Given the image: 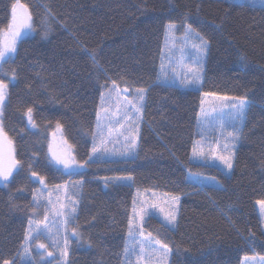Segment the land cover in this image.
Instances as JSON below:
<instances>
[{
	"label": "trees",
	"instance_id": "obj_1",
	"mask_svg": "<svg viewBox=\"0 0 264 264\" xmlns=\"http://www.w3.org/2000/svg\"><path fill=\"white\" fill-rule=\"evenodd\" d=\"M13 1L0 0V31ZM20 1L33 33L0 69L8 82L4 129L21 162L8 186H0V264H41L19 258L29 220L40 218L32 171L49 186L81 184L68 264L124 263L136 190L180 197L174 230L153 217L144 224L169 246V264H241L245 256H264L255 207L264 202V8L224 0ZM167 24L188 25L208 41L201 92L250 101L230 176L189 160L201 93L157 83ZM111 83L145 90L138 150L133 159L90 162L99 99ZM57 124L84 171L65 174L50 163L48 133ZM189 172L221 186L190 182ZM126 176L131 185L113 181Z\"/></svg>",
	"mask_w": 264,
	"mask_h": 264
},
{
	"label": "rangeland",
	"instance_id": "obj_2",
	"mask_svg": "<svg viewBox=\"0 0 264 264\" xmlns=\"http://www.w3.org/2000/svg\"><path fill=\"white\" fill-rule=\"evenodd\" d=\"M224 1L232 3V4H247L251 6H258V7L264 8V0H224ZM16 2L17 0L13 1V3H16ZM19 2L22 3L20 0ZM25 7L28 9L26 5ZM28 13L30 14L29 9H28ZM17 14L18 16L23 15V10L18 9ZM11 17H12V13L10 9L9 23L11 22ZM30 23L32 25V21H30ZM168 25L169 24H167V26ZM167 26L165 28V36H164V41H163L162 50H161V59H160V64L158 68L157 83L162 84V85L174 86L182 90H194V91H198L201 93L199 111H198L197 123H196L197 138L194 141L193 147L202 146L203 150L205 151V155L204 156H194L193 151H191L189 160L191 163H194V164L215 167L219 169L224 175L230 176L232 173L233 167L232 169L226 168L224 164L221 163L220 160L215 159L213 155L209 154V149L210 148L214 149L217 155L223 154L224 143L226 141L230 142V148L233 154L232 164H234L235 153H236V150L240 142V135H241L243 124L245 122L246 113H247L250 101L245 98L248 106L245 110V116H244L243 121L234 119L235 110L224 108L221 111V108H220L221 104H230L232 103V101H221L217 99V97H233V96L216 95V94L201 92L204 67H205L208 47H209L208 41L205 38H203L199 33L194 31L188 25H183V26L176 25V30L174 32H170L167 29ZM187 28L191 29V34H190V38L185 40L183 37H184V32ZM6 29L7 27L3 30H6ZM32 33H33L32 28H31V31H28V30L22 31L21 37L18 39V42L22 39H25L31 36ZM193 45L199 46L201 48V53H200L202 55V61H201L202 68L200 70L201 79L198 84L184 85L181 83V78L184 76L191 75L190 73H188L187 69L189 67H194V65L192 64V59L197 55ZM181 49H183V53L181 52ZM14 54H12V57L14 56ZM162 63L164 64L165 69L167 70V73H168L167 79L163 77L162 72H161ZM9 79L10 81H12L11 76L9 77ZM5 83L8 84V82H5ZM114 85H115V90H113L111 93L112 98L111 100H107L109 90L113 89ZM125 88L127 87H120L114 83H111L108 86H106L101 93V96L102 95L105 96L106 103L104 105H101V96H100L99 105H98L97 113H96L95 128L93 131V135L97 133V114L98 113L100 114L101 122L104 124L108 123L109 119L112 117V113H116L115 119H119L120 124H123L124 127L120 128L119 124L115 123V119L112 120V123L115 126V128L119 129V132L123 133L124 135H119V133L114 132L113 137L111 138L113 142H110L107 145V147L111 151H109L108 153H102V152L96 153L95 155L92 153V147H93V135H92V140H91L92 145H91V151L89 154V157L91 156L92 159L88 158L90 162L127 160V159H133L136 156L138 145H139L140 128H141L142 120H143L145 90L143 93V97H144L143 100L139 101L135 99V97L138 96L137 89H142V88H127L126 92L124 91ZM127 100H131L133 104L137 105V107L141 109V111L136 112L132 108L131 105L127 104ZM5 101H4V104H5ZM202 101H203V107L205 111L208 113L209 123L204 122V115L201 113ZM118 107L120 108L119 111H117ZM102 108H107L108 111L104 112ZM213 109H215V111H213ZM125 110H127L128 114L131 116V119L124 118ZM230 112L232 113V115H230ZM221 125H223V131H221V127H220ZM235 129H238L239 131L236 132ZM104 132H105V136H107L106 128ZM229 133H232V136H229L228 135ZM237 135H238V139H235L233 141L232 137L237 136ZM125 136L127 137V139H125ZM132 141H134L136 144L135 149L130 150L127 154H124V155L118 154L120 152H123L125 146ZM95 143L99 145L100 143L99 139H97ZM50 148L52 150L51 152L49 151ZM47 149H48V157H49L50 163L55 168L59 169L61 172L65 174H76L86 169V165L83 164V167L76 168L74 166L73 169L69 171H65L62 164H56V162L52 159V153H55L58 156H63L71 152V154L74 156L73 149L69 145L67 140L65 139L63 128L61 126L59 129H57V125H54L49 130ZM77 163L82 164L79 162ZM37 177L39 176L37 175L33 176L32 179L38 183V188H37L35 195L39 196L41 206L36 209V213L39 214L40 218H35V219L43 220L46 214L49 215V220L46 221V223H48L52 227V235L56 241V244L54 245L51 240H48L43 237L41 238L40 242L45 243V245L48 247V250L53 253L52 256H47V253H44L43 249H38L35 246V243H32L31 245H29L28 242H26L24 239L23 246H29L30 253L24 257H21V255H19V258L21 261L26 262V263L68 264V258H69V253H70L69 252L70 251L69 249L70 240L77 239V236L72 235L73 227L71 225H73L74 218L77 212L78 197L80 194L81 184L76 180L68 181V182L60 184L61 188L59 191H57L55 189L56 185L49 186L46 184V182L44 184H40ZM129 178L130 177H127V176L126 177H115L113 181L131 185L132 180L131 178L130 179ZM187 180L190 182L196 183L200 186H213V187L221 186V183L217 179H215L214 177L208 176V175H204V174L189 172L187 173ZM45 185H47V187H45ZM102 185L103 186L106 185L105 180H102ZM0 186H3V184L0 183ZM49 193H51V196H49ZM172 197L179 198L178 201L175 202V205H173L172 203ZM49 200L52 201V204L55 205L58 210H62L65 214L71 213V215L69 216V227L67 231H65L63 227L64 216H56L53 213L45 211V206H48L49 208L51 207L48 205ZM165 200L169 201V203L164 204L163 201ZM154 202L160 203L161 206L165 207L166 210L174 206L175 215H176L175 222L170 224L167 220L164 219V216L166 213L160 212L158 208H152L150 205ZM258 202L255 203V207H256L257 214L259 216L261 230H262V233L264 234V213L261 212L260 203ZM33 204L35 206L34 201H33ZM179 204H180V197L176 195L152 191V190H136L134 193V197H133L129 221L133 220L134 224L138 226L134 228V231L138 232L139 227L142 226L145 234H147V232L144 229V224H145L146 219H148L149 217L156 218L163 225H165L171 230H174L176 227L178 214H179ZM60 205H64L65 207L63 209H60ZM141 205H143L146 209L143 222H141L139 220V217L134 214V208L138 211ZM73 208L75 209L74 212H72ZM33 227H35V225H33ZM40 227L41 229H43V224H41ZM28 228H29V225H28ZM27 232H28V229H27ZM65 238H67L68 240V247H67L68 255L66 258L61 256V252L64 249ZM140 238L141 237L139 236L136 237V239H140ZM132 242H133V238L129 237V227H128L126 240H125V247L126 246L130 247L132 245ZM125 247H124V250H125ZM156 247H159V246H156ZM124 250H123V262H124L123 264H136V257L126 256ZM22 251H23V247H22L21 252ZM41 253H44V255L41 256L40 255ZM156 255L157 257H160L161 259H154L152 264H169L170 263L171 250L167 253L166 258L163 257L162 252L157 253ZM7 262L8 264H11L9 261ZM141 264H147V262L141 261ZM241 264H264V256H245L242 258Z\"/></svg>",
	"mask_w": 264,
	"mask_h": 264
},
{
	"label": "snow or ice",
	"instance_id": "obj_3",
	"mask_svg": "<svg viewBox=\"0 0 264 264\" xmlns=\"http://www.w3.org/2000/svg\"><path fill=\"white\" fill-rule=\"evenodd\" d=\"M22 9L23 15L17 14V10ZM11 22L7 26L6 30L0 31V69L3 68L4 63H6L9 59H12V54L16 53L17 51V43L18 39L21 37V33L24 30L31 31L32 25L30 23L31 21V15L28 13V9L25 7L23 3H20L19 0H17L16 3L12 4L11 7ZM167 29L170 32H174L176 30L175 24H169L167 26ZM191 29L187 28L184 32V39L187 40L190 38ZM195 48V51L197 55L192 59V64L194 67H189L187 69L188 73H190V76H184L181 78V83L184 85H190V84H198L201 77H200V70L202 68V55L201 48L199 46L193 45ZM181 52L183 53V49H181ZM174 70V69H173ZM161 72L165 79L168 78L167 70L165 69L164 64H161ZM4 75H8V73H5ZM15 72L13 71L11 73V79L14 80ZM7 89L8 84L5 83L3 79H0V183L3 184L4 187L8 186L10 177L13 176V172H19L21 162L16 158L15 155V147L13 144V140L8 136L4 129L3 124V106L4 101L7 96ZM115 90V85L113 86V89L109 90V94L107 97V100H111V93ZM124 91H127V88L124 89ZM138 96L135 97V99L142 101L143 100V93L144 89H137ZM118 98V96H117ZM217 99L221 101H232L230 104H221L220 108L221 111L224 108H229L232 110H235V116L234 119H238L240 121H243L245 116V110L247 108V101L245 98H237V97H217ZM106 103L105 96H101V105H104ZM127 104L131 105L132 108L136 112H140L141 109L137 107V105L133 104L131 100H127ZM104 112H107V108H102ZM120 108H117V111H119ZM215 111V109H213ZM201 113L204 115V122L209 123L208 113L205 111L203 107V101H202V107H201ZM230 115L232 113L230 112ZM26 116L28 118V123L32 127H36L33 117H32V109L28 108L26 112ZM116 113H112V117L109 119L107 124H104L101 122L100 114H97V133L93 135V147H92V153L95 155L96 153H108L111 151L107 145L110 142H113L111 138L113 137L114 132L119 133V135H124L123 133L119 132V129L115 128V126L112 123V120L115 119ZM124 118L125 119H131V116L128 114L127 110L124 112ZM115 123L119 124L120 128H123L124 125L120 124L119 119H115ZM221 131H223V125L220 126ZM60 128V125L57 124V129ZM105 128L107 129V136H105ZM236 132H238V129H235ZM229 136H232V133L228 134ZM99 139L100 143L97 145L95 141ZM125 139L127 137L125 136ZM238 139L237 136H233L232 140ZM136 144L134 141L127 144L124 148L123 152H120L118 154L124 155L127 154L130 150L135 149ZM51 152V148L49 149ZM193 155L194 156H204L205 151L203 150L202 146H194L193 147ZM209 154L213 155L215 159H218L221 161V163L224 164V166L228 169H232V152L230 148V142H225L223 145V154H216L214 149H209ZM52 159L56 162V164H62L65 171H69L73 169L75 166L76 168L83 167V164H78L75 157L71 154V152L67 153L63 156H58L55 153H52ZM89 159H92L90 156ZM32 176H36V173L34 171L31 172ZM40 184H44V178L43 177H37ZM130 179V178H129ZM47 187V185H45ZM61 188L60 185H56L55 189L59 191ZM155 195V194H154ZM49 196H51V193H49ZM178 197H172V203L175 205V202L178 201ZM33 201L35 203L34 212L37 208H39L40 205V198L38 195L33 196ZM164 204H168L169 201L165 200L163 201ZM260 203L261 212L264 213V202H258ZM48 205L51 206L50 208L48 206H45V211L55 214L56 216H64L63 221V227L64 230L67 231L69 227V216L71 213L65 214L62 210H58L55 205L52 204V201H48ZM152 208H158L160 212L166 213L164 216V219L167 220L170 224L175 222L176 215H175V207H171L169 209H165V207H162L160 203L154 202L150 205ZM65 206L60 205V209H63ZM75 209H72V212H74ZM146 212V209L143 205L139 208L137 211L134 208V214L139 217V220L143 222L144 220V214ZM49 220V215H45L43 220H37V219H31L29 220V228L28 232L25 235L24 239L26 242H28L29 245L32 243H35V246L38 249H43L44 253H47V256H52L53 253L48 250V247L45 245V243L40 242L41 238H46L48 240H51L52 243L55 245L56 241L52 235V227L46 223V221ZM43 224V229H41L40 225ZM35 225V227H33ZM138 227L134 224L133 220L129 221V237L133 238L132 245L130 247H125V255L126 256H135L136 257V264H141V261L147 262V264H152L154 259H161L160 257H157V253H163V257H167V253L170 251L169 246L166 243H163L160 239H157L152 235V233L145 234L143 231L142 226L139 227V231H134V228ZM72 235L78 236L75 227L72 228ZM141 237L140 239H136V237ZM159 246V247H156ZM23 251L20 253L21 257H24L30 253V247L29 246H22ZM68 247V240L65 238L64 240V249L61 252V256L66 258L68 255L67 251ZM44 253H41L40 255L43 256ZM5 264H8L7 261H5Z\"/></svg>",
	"mask_w": 264,
	"mask_h": 264
}]
</instances>
